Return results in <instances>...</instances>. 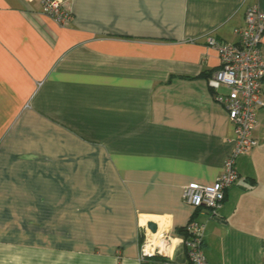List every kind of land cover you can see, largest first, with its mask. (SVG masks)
Returning a JSON list of instances; mask_svg holds the SVG:
<instances>
[{
	"label": "crops",
	"instance_id": "crops-1",
	"mask_svg": "<svg viewBox=\"0 0 264 264\" xmlns=\"http://www.w3.org/2000/svg\"><path fill=\"white\" fill-rule=\"evenodd\" d=\"M41 1L0 0V264H143L148 222L187 264L192 219L208 264H264V108L220 218L181 199L233 149L207 40L235 43L264 0H70L66 27Z\"/></svg>",
	"mask_w": 264,
	"mask_h": 264
},
{
	"label": "built area",
	"instance_id": "built-area-1",
	"mask_svg": "<svg viewBox=\"0 0 264 264\" xmlns=\"http://www.w3.org/2000/svg\"><path fill=\"white\" fill-rule=\"evenodd\" d=\"M70 0H42L40 13L60 27L71 23L72 12L66 7ZM235 43H220L208 38L207 43L219 56V69L208 81L213 99L226 113L233 126V149L225 158L222 173L210 185L189 184L181 193L182 201L198 214L219 219L225 193L238 180L236 160L258 144L253 134L257 111L264 108V13L256 7L244 12V24L234 30ZM224 87L226 92L217 90ZM205 223L192 219L184 227L183 238L187 264H208L202 249ZM171 236L166 228L151 233L144 226L139 246V259L154 256L168 258Z\"/></svg>",
	"mask_w": 264,
	"mask_h": 264
},
{
	"label": "trees",
	"instance_id": "trees-1",
	"mask_svg": "<svg viewBox=\"0 0 264 264\" xmlns=\"http://www.w3.org/2000/svg\"><path fill=\"white\" fill-rule=\"evenodd\" d=\"M183 236H186V232H185V229L183 228L181 231ZM163 262H165V260L160 257V256H154L150 259H146L143 264H163Z\"/></svg>",
	"mask_w": 264,
	"mask_h": 264
},
{
	"label": "water",
	"instance_id": "water-1",
	"mask_svg": "<svg viewBox=\"0 0 264 264\" xmlns=\"http://www.w3.org/2000/svg\"><path fill=\"white\" fill-rule=\"evenodd\" d=\"M146 227H147V229L150 230L151 233H155L156 230H157V226H156V224L153 223V222H148V223L146 224Z\"/></svg>",
	"mask_w": 264,
	"mask_h": 264
}]
</instances>
